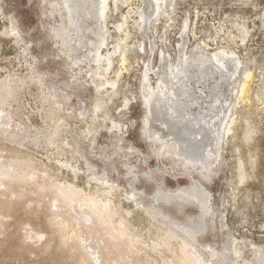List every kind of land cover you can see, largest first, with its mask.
<instances>
[{
  "label": "rangeland",
  "instance_id": "374dc122",
  "mask_svg": "<svg viewBox=\"0 0 264 264\" xmlns=\"http://www.w3.org/2000/svg\"><path fill=\"white\" fill-rule=\"evenodd\" d=\"M100 2L0 0V90L12 89L0 104V162L18 159V174L31 166L36 173L0 184V264H109L105 239L93 236L91 227L80 232L63 224V205L48 189L56 186L110 199L115 224L123 220L138 238L134 257L178 264L179 241L171 239L169 247L162 242L170 225L207 264H257L264 252V0H167L159 14L147 0H108L104 19ZM101 39L104 53L119 48L109 70L93 63L98 90L90 76L78 73L87 68L78 42L94 51ZM162 51L172 65L182 55L189 58L197 100L193 122L223 123V135L218 144L215 137L205 141L217 154L211 175L187 170L210 194L209 211L197 201L183 206L172 197L155 203L161 216L151 220L127 197L130 180L141 175L136 188L150 194L161 181L174 191L191 186L186 175L153 171L147 180L143 174L158 165L143 131V73L149 62L155 70L162 65ZM222 52L238 64L231 60L222 70L209 69V58ZM107 80L116 81L115 88ZM180 139L188 140L182 132ZM163 161L184 170L171 157Z\"/></svg>",
  "mask_w": 264,
  "mask_h": 264
},
{
  "label": "bare ground",
  "instance_id": "6f19581e",
  "mask_svg": "<svg viewBox=\"0 0 264 264\" xmlns=\"http://www.w3.org/2000/svg\"><path fill=\"white\" fill-rule=\"evenodd\" d=\"M147 1L150 4V8H152V11L156 14H159V12L162 11V9L164 8V5L166 4L167 0ZM109 2L108 0H102V2H100V16L103 19L107 16L106 10L109 8ZM145 11H147L145 10V8L141 9L140 11V25L143 24L146 20ZM123 25V23L119 24V27H122ZM66 31L67 30H65V32ZM105 44V39H101L99 46L96 47L94 51H92L88 48L86 49V46L83 45V43L78 42V45L82 48L83 51L84 59L82 60V62L85 66L87 65L86 69H83L81 67L80 72L78 73L85 74L86 77L90 76V79H92L91 85L95 86L98 90L100 89L101 85H97L95 83V78H93V76H95L99 72L98 69L94 70L92 65L93 63H95L96 65H98L97 68H99V65L103 64V66H108V68H104V70H109L114 65V55L119 48V45H117V48H115L113 51H107L106 53H104L102 51V48ZM213 54L214 55L212 59L214 60L209 58V60L211 61V66L209 69L213 70L214 68H216L218 70H222V68L226 66L228 61L231 62V60L237 62L238 64L237 59L234 56H229V54H226L224 52H222L221 54ZM160 56L162 58V65L155 70L149 62L148 64H146V69L143 73V98L148 109V114L146 115L143 123V131L147 141L149 142V145L151 146L152 152L155 154V159L158 160V165L155 167V169H150V172L143 174L146 176L147 180L148 177L150 179L153 177V171L162 172V175H164V172L168 171L172 173L174 178L178 177L179 175L180 177H184V175H186L191 180V186L189 188H179L174 191L170 188H166L164 182L161 181L160 183L158 182V184L156 185L157 189L155 191L152 188L154 192L152 191L153 193L150 194L144 189L139 190V188H136V184L138 183L141 177V175H137L136 178L130 180V189L127 192V197L129 196L128 198L131 201L135 202L137 206H140V208L145 211L146 215H149V218L150 216L152 218H158L157 216H161L160 214H158L160 212V207L157 208V206L155 205L156 202L160 200H166L167 202H170L172 197L177 198L179 201H181V204L183 203L185 205L187 201L189 202V200L197 201L199 202V204L202 205V209L204 207V212L207 213L209 211L208 203L210 200V194L208 193L205 186L199 180L194 179V177L189 174L187 170L189 168H198L204 172L205 176L208 177L209 175H211L213 163L217 157V154L215 151L216 149H213L212 144L208 143L207 145L205 144V141L207 139L210 140L212 137H215V140H217L216 144H218L219 139L222 138L221 136L223 135V123L219 122L220 126H218L216 124H212L211 121H205L204 125L201 124V122L199 123V121L196 123L193 122L194 120H197L198 116L194 117V112L192 111L193 109H191V107L194 105V102L197 103V100L195 101L196 98L191 95V91L195 89V87H193L192 85L194 73L192 75L191 70L188 69V57L186 58L185 55H182L179 59V62L172 65V57L170 55H167L165 51H162ZM122 60L123 63H126L127 58L125 54H123ZM213 66L215 67L213 68ZM200 67H202V65L198 68ZM247 76L249 77V74H247ZM154 78L156 79V85L153 84ZM107 84H110L112 88H115L116 81L107 80ZM246 85L247 84L245 83L241 85L242 92L245 89ZM200 90L201 92H204V89ZM11 92L12 89L7 86L0 90V104H5V101ZM127 102L128 100H126V103ZM99 107V102L94 105L95 110H97ZM203 119L204 118H202V120ZM113 124L115 126L116 122L113 121ZM118 127L123 126L119 125ZM89 130L91 131V129L88 127V131ZM230 130L231 129H228L227 127L226 133ZM181 132L184 133V136L188 140L180 139ZM196 148L198 151L196 150ZM195 150L197 152H195ZM168 157L173 158V162L175 163H181V166L184 167V170L178 171L173 165H165L163 159ZM147 159L148 157L146 156L145 161H147ZM20 163L21 161L18 159L12 160L10 165H3L0 162V165H3L1 166L2 168L0 171V184L6 181H22L24 179H33L35 177L36 173L34 171L33 166H31V170L27 171V173H25L24 175L18 174L17 165H19ZM105 183H108V180H106ZM111 188H113L112 185ZM48 189L51 190L52 195L56 196L63 205L59 209V212L64 217V225H73L74 227H77L78 231L80 232L85 229L87 231V229L91 227L90 229H93V236L105 239L107 249L106 260L109 264H112L110 263L111 260H116L119 262V264L154 263L150 259H141L139 257H134L131 255V249L133 245L138 241V238L133 237L127 232L126 225L123 220H121L118 225L115 224L114 217L116 216L117 212L112 208V201L110 199L107 198L108 200L104 201L97 197H87L83 195L80 191L74 189L72 186H56L53 189ZM69 204H73L75 206L71 211L69 210ZM173 204L176 205V203ZM128 213H131V211L128 210ZM87 220H91V226L87 223ZM160 220L162 222L164 221L162 220V218ZM166 227L168 226L166 225ZM163 230L164 228L162 229V231ZM179 230H177V228H174V226L171 227L169 225V227L165 229L162 233V242L165 246H170L171 239H177L179 241V247L176 250L177 263L207 264L195 251L190 239L186 236L181 235ZM106 231H110L111 234L107 235ZM189 232L191 233L190 230ZM257 264H264V252L261 256V259L259 260L258 258Z\"/></svg>",
  "mask_w": 264,
  "mask_h": 264
}]
</instances>
